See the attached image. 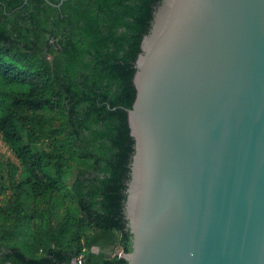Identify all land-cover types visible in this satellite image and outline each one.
Masks as SVG:
<instances>
[{
	"label": "trees",
	"instance_id": "obj_1",
	"mask_svg": "<svg viewBox=\"0 0 264 264\" xmlns=\"http://www.w3.org/2000/svg\"><path fill=\"white\" fill-rule=\"evenodd\" d=\"M158 1L0 0V264H127L126 109Z\"/></svg>",
	"mask_w": 264,
	"mask_h": 264
},
{
	"label": "water",
	"instance_id": "obj_2",
	"mask_svg": "<svg viewBox=\"0 0 264 264\" xmlns=\"http://www.w3.org/2000/svg\"><path fill=\"white\" fill-rule=\"evenodd\" d=\"M132 84L119 255L264 264V0H159Z\"/></svg>",
	"mask_w": 264,
	"mask_h": 264
},
{
	"label": "built area",
	"instance_id": "obj_3",
	"mask_svg": "<svg viewBox=\"0 0 264 264\" xmlns=\"http://www.w3.org/2000/svg\"><path fill=\"white\" fill-rule=\"evenodd\" d=\"M85 249L83 248L82 249V251L78 254V255H76L69 263H67V264H84V261H83V259H84V256H83V251H84ZM121 253V250H119V254Z\"/></svg>",
	"mask_w": 264,
	"mask_h": 264
},
{
	"label": "rangeland",
	"instance_id": "obj_4",
	"mask_svg": "<svg viewBox=\"0 0 264 264\" xmlns=\"http://www.w3.org/2000/svg\"><path fill=\"white\" fill-rule=\"evenodd\" d=\"M0 153H2L5 156H9L11 157V152L7 149V147L5 146V144L2 142V140L0 139Z\"/></svg>",
	"mask_w": 264,
	"mask_h": 264
}]
</instances>
